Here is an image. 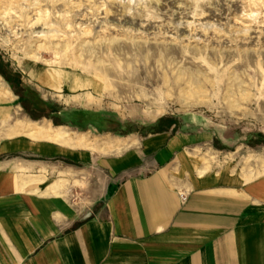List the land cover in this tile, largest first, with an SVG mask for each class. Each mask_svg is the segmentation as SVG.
Segmentation results:
<instances>
[{
    "label": "rangeland",
    "instance_id": "obj_1",
    "mask_svg": "<svg viewBox=\"0 0 264 264\" xmlns=\"http://www.w3.org/2000/svg\"><path fill=\"white\" fill-rule=\"evenodd\" d=\"M23 90L52 117L90 112L117 130L39 120L65 145L88 131H199L264 177V0H0V95Z\"/></svg>",
    "mask_w": 264,
    "mask_h": 264
},
{
    "label": "crops",
    "instance_id": "obj_2",
    "mask_svg": "<svg viewBox=\"0 0 264 264\" xmlns=\"http://www.w3.org/2000/svg\"><path fill=\"white\" fill-rule=\"evenodd\" d=\"M21 111L0 95V264H264V177L212 136L88 131L68 146ZM203 150L221 160L204 167Z\"/></svg>",
    "mask_w": 264,
    "mask_h": 264
},
{
    "label": "trees",
    "instance_id": "obj_3",
    "mask_svg": "<svg viewBox=\"0 0 264 264\" xmlns=\"http://www.w3.org/2000/svg\"><path fill=\"white\" fill-rule=\"evenodd\" d=\"M24 92L25 90H23L21 94L18 92L17 93L15 92L18 97L17 104L23 108L25 113L30 117L32 121L38 122L42 118H47L53 122L54 126H73L80 130L86 129L89 126L100 128L98 126L99 124H96L94 121L86 118L87 116L93 115L90 112H82V113L80 112L82 114L81 116H71V115L69 116L68 113L66 112H65L66 113L65 115L63 114V112L62 113L60 112V116H59L60 118H56L55 116L52 117L50 116L49 112L44 113L43 108L39 107V105L42 104L40 103L39 100L37 103H40V104L38 105L33 104L31 100L29 101V99L25 95H23L25 94ZM101 122H102L101 124L102 126H105L107 123V121L103 120V118L101 119ZM99 130L101 132H104V131H110V132L115 131L116 132L117 131V130H111V129H105V128L103 129L100 128ZM150 131L151 133H155V132H160L163 130H150ZM134 132L136 131H129L128 133L121 132L120 135L126 136Z\"/></svg>",
    "mask_w": 264,
    "mask_h": 264
},
{
    "label": "bare ground",
    "instance_id": "obj_4",
    "mask_svg": "<svg viewBox=\"0 0 264 264\" xmlns=\"http://www.w3.org/2000/svg\"><path fill=\"white\" fill-rule=\"evenodd\" d=\"M37 59H38V58H37ZM4 92H5L6 95L11 96V93H10L8 90L5 89ZM57 129H58V128H57ZM51 130H52V129H51ZM51 130H50V131H51ZM58 130H60V129H58ZM56 131H57V130H56ZM49 134H50V133H49ZM59 134H60V133H59ZM45 136H46V135H45Z\"/></svg>",
    "mask_w": 264,
    "mask_h": 264
},
{
    "label": "built area",
    "instance_id": "obj_5",
    "mask_svg": "<svg viewBox=\"0 0 264 264\" xmlns=\"http://www.w3.org/2000/svg\"><path fill=\"white\" fill-rule=\"evenodd\" d=\"M181 199H182L183 202L186 200L185 197H183V196H181Z\"/></svg>",
    "mask_w": 264,
    "mask_h": 264
}]
</instances>
